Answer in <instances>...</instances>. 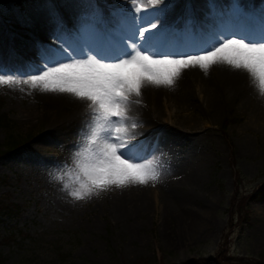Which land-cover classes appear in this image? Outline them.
I'll return each instance as SVG.
<instances>
[{"label":"rangeland","instance_id":"obj_1","mask_svg":"<svg viewBox=\"0 0 264 264\" xmlns=\"http://www.w3.org/2000/svg\"><path fill=\"white\" fill-rule=\"evenodd\" d=\"M124 1L24 0L19 8L12 0H0V75L22 81L38 74L45 67L42 54L51 58L49 66L72 62L81 53L87 58L89 48L100 49L90 43L89 34L95 32L97 38L104 20L118 30L115 38L125 51L118 56L141 47L146 51L147 37L141 38L138 30L147 27L154 38L153 22L175 40L180 33L173 30H183L189 41L196 28L211 30L205 41L211 36L263 40L254 39L256 32L247 29V20L264 25V0H215L216 8L211 0H194L187 7L181 0H129L133 10L143 13L142 21L127 17ZM67 3L81 9L91 3L109 15L96 19L84 11L69 17L63 9ZM159 8L178 12L166 16L155 11ZM128 29L134 32L123 38ZM111 56L107 54L109 60ZM203 73L216 87L223 85L217 63ZM189 79L188 90L176 100L147 83L140 96L128 100L145 120H137L136 112L130 115L121 144L130 146L129 159L144 163L158 147L161 152L151 160L157 179L143 185H108L82 199L71 193L80 190L83 179L77 154L92 126L89 102L22 82L0 86V117L6 120L0 121V202L17 206L15 212L0 214V264H183L213 260L224 252L225 241L227 255L245 259L244 264L264 263V95L256 79L239 70L230 95H219V109H211L208 89ZM114 135L111 129L101 131L108 140ZM16 143L21 146L8 148ZM199 158L202 165L195 171L197 164L192 167L191 162ZM183 163L185 170L179 172ZM179 174L191 182L179 180ZM173 193L184 201H174ZM143 195L146 208H141Z\"/></svg>","mask_w":264,"mask_h":264},{"label":"snow or ice","instance_id":"obj_2","mask_svg":"<svg viewBox=\"0 0 264 264\" xmlns=\"http://www.w3.org/2000/svg\"><path fill=\"white\" fill-rule=\"evenodd\" d=\"M153 22L151 29H157ZM145 27L139 36L145 39ZM115 48L97 49L87 58H76L72 62L56 61L50 65L51 58L44 59V69L27 79H14L0 75V86L16 83L40 87L41 91L71 94L77 99L89 102L93 109V121L87 135L86 146L80 151L77 167L83 179L79 181L80 190L71 193L82 199L93 189L108 185L123 186L126 183L145 184L156 180L159 173L150 163L134 162L126 158L124 152L129 145L117 141L119 134L127 135L124 126L127 119V104L131 95L140 96L145 83L154 86H172L182 70L198 65L207 70L217 62H223L235 70H244L254 77L264 95V40L246 42L242 38L218 36L215 47L198 54L175 57L169 54L154 56L141 47L127 56L115 55ZM112 53L110 60L107 54ZM136 69L134 74L129 69ZM118 122V123H114ZM111 129L115 134L111 140L101 136L102 130ZM94 146V147H93ZM67 188L68 185L66 184Z\"/></svg>","mask_w":264,"mask_h":264},{"label":"bare ground","instance_id":"obj_3","mask_svg":"<svg viewBox=\"0 0 264 264\" xmlns=\"http://www.w3.org/2000/svg\"><path fill=\"white\" fill-rule=\"evenodd\" d=\"M181 1L183 3V6L187 7V6L191 5L194 0H181ZM254 1L257 2V3H260L263 0H254ZM209 2H210V5L212 7L216 8L217 3L215 2V0L214 1L211 0ZM124 4L125 5L123 7L127 8V10H128V12H127L128 16L127 17H132V18H135V19L138 18L139 20L142 21V16H143L142 12L138 13V12H136V10H133L134 9V5L131 4L129 0H125ZM85 7L83 9H81V8H78L75 5H73V3H71V4L67 3L63 7V9L67 10L69 17L70 16H77V14L79 12H84V11L88 13V16H92L93 17L95 15L96 19H97V17H101V16L104 17V16L109 15V14L106 13V11H102L101 9L96 8L91 3L89 5H87V6H85ZM173 10L174 9H172V8H159V9H157L155 11L158 12V14L160 12H162V11H165L166 12V16H169L170 13H172ZM177 10H178V8L176 10H174V14L178 12ZM46 11H48V9ZM68 20H69V22H71V18H68ZM210 28L215 33L214 26H211ZM255 29L256 30H254V32H256L255 33L256 35L254 36V39L255 40H258V39H261V40L263 39L264 40V29H262L260 26H259V28H255ZM141 30H144V27L143 28L139 27L138 32L141 31ZM173 31H174L175 34L180 33V35H178V34L176 35L177 39L175 40V43H172V44L170 42L171 41L170 39H168V40L164 39L163 40L162 38H158L159 36H157V37L155 36L154 38H151L149 33L146 31L145 32V36L147 37V40L145 41V43H143L144 49L148 53H150L151 55H155V54H157V55L158 54L159 55L160 54H169V55H172V56H175V55H178V54L179 55H184V54L188 55V54L200 53V52L212 47L213 46L212 44L217 41V38H213L212 36L207 38L209 41L196 39V40L193 41V44H191L192 46H190L189 48H186V46L182 47L180 45V43H185L187 41V39L182 37L183 30L177 29V32L175 30H173ZM116 32L118 33V30ZM133 32H134L133 30L128 29L127 31H124V33H122L121 36L123 38H126L128 36H131V34ZM184 32L188 33L189 31L185 29ZM89 36H90V41H91L90 43L91 44H94V43L98 44V41L95 38V32H92L91 34H89ZM102 47L104 49L115 48L116 49L115 53H117V52H124L125 53V51L123 50L124 48L122 49L120 41L118 42V41L109 40V42L105 46H102ZM110 54H112V53H110ZM217 64L221 67V70H222V73H223V75L221 76L222 77V81H223V85H218L216 87V85L214 83H212L213 81L211 82L208 74L203 73L204 70H201L198 65H194V66H189L186 70H182L179 78H177L175 80V83L172 86H170V87L169 86H156L155 87L154 85H150V87L153 88L154 90H156L155 91L156 93H161V92L163 93L164 92L168 97L175 98V100H176L177 98L180 97L181 93H184V92H186L188 90V88L190 86V82H189L190 79L189 78L192 79L194 77L196 79V81L198 79L200 84L204 85V87L208 89L207 93L209 95L207 97V103L209 104V107L211 109H219V107H218L219 105H216L218 103L219 95H224V94L225 95H230L229 93L232 91L233 85L238 80L239 70H235L231 66L226 65V64H225L226 69L222 68V66L224 65L223 62H217ZM223 87H224V89H223ZM139 111H141V110L139 109L138 106H131L128 103L127 104V119L126 120L130 119L129 116L132 115V114H135L134 112H136L135 115H137V117H136L137 120H139V119H141L142 121L145 120V116L143 117L142 114ZM121 141H122V134H119L117 142L121 144ZM168 148H169V146H168ZM157 149H158V147L155 149L154 154L152 155V157L154 156V158L151 157L150 161L147 160V162L149 161L148 163H150L151 166L153 165V164H151V160L155 161L156 157L158 156V153L161 152L160 150H157ZM124 155L126 157H128V158H130L132 156L131 155V151L124 152ZM178 156L179 155H177V157ZM196 156L197 155L195 154V156H193V157H196ZM133 157H134V155H133ZM171 157H173V156H171ZM166 160H167V158H166ZM191 163H192V167L197 164V166L194 168V170L197 171L202 165V159L201 158H199V160L198 159H193V161ZM183 165H184V163L177 167L179 172L185 170ZM160 167H161V165H160ZM177 176L179 177V180H184L186 182H191L189 179H187L186 177H184V176H182L180 174L177 175ZM173 195H174V201H177V202H183L184 201L183 198L182 197L179 198L177 196V194L173 193ZM146 198H147L146 195L142 196V198H141L142 207L141 208L148 207V200H146Z\"/></svg>","mask_w":264,"mask_h":264},{"label":"trees","instance_id":"obj_4","mask_svg":"<svg viewBox=\"0 0 264 264\" xmlns=\"http://www.w3.org/2000/svg\"><path fill=\"white\" fill-rule=\"evenodd\" d=\"M1 1H7V0H1ZM19 8H22V4L24 2V0H12ZM0 121H2V123H5V118L4 117H0ZM21 146V143H16L15 145H12V147H8V148H16V147H19ZM1 150H0V154H1ZM237 194V189L234 191L232 197H231V201H233L235 197V195ZM237 202V207L240 211V205H242V199L239 198L238 200H235ZM233 204V202H232ZM232 204H230V207H229V210L228 212L230 211V209L232 208L231 206H233ZM16 205L15 204H4L3 202H0V214H3L4 212H7L9 213L10 211H13L12 208H15L16 209ZM16 211V210H15ZM13 211V212H15ZM245 209L242 210V218L243 219H246V216H245ZM240 213L238 212V217H239ZM240 219V218H239ZM232 220V209L231 211L229 212V221ZM226 241H225V246L224 244L222 245V249H223V253H218L215 258L213 260H208V259H204V258H198V259H195V260H190L189 262H186V263H183V264H244V260L243 258L241 257H237V256H230V255H227L226 254V251L227 248L225 249L226 247ZM1 260V258H0ZM252 264H264V263H261L260 260L259 261H255L253 262Z\"/></svg>","mask_w":264,"mask_h":264}]
</instances>
